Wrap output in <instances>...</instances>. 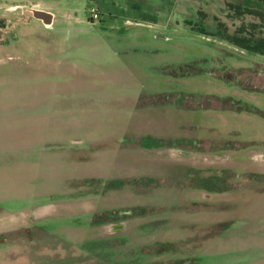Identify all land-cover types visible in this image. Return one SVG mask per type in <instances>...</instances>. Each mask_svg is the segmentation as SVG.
I'll return each instance as SVG.
<instances>
[{
	"label": "rangeland",
	"instance_id": "rangeland-1",
	"mask_svg": "<svg viewBox=\"0 0 264 264\" xmlns=\"http://www.w3.org/2000/svg\"><path fill=\"white\" fill-rule=\"evenodd\" d=\"M230 3L0 0V264H264V57L187 24Z\"/></svg>",
	"mask_w": 264,
	"mask_h": 264
},
{
	"label": "trees",
	"instance_id": "trees-1",
	"mask_svg": "<svg viewBox=\"0 0 264 264\" xmlns=\"http://www.w3.org/2000/svg\"><path fill=\"white\" fill-rule=\"evenodd\" d=\"M253 5L244 3L227 4L233 27L217 17H209L198 11L197 19L187 24L191 31H199L220 42L227 43L248 54L264 57V0H253Z\"/></svg>",
	"mask_w": 264,
	"mask_h": 264
},
{
	"label": "water",
	"instance_id": "water-1",
	"mask_svg": "<svg viewBox=\"0 0 264 264\" xmlns=\"http://www.w3.org/2000/svg\"><path fill=\"white\" fill-rule=\"evenodd\" d=\"M26 10L31 13L33 19L40 21L45 28L50 29L52 27L54 19V15L52 13L34 8Z\"/></svg>",
	"mask_w": 264,
	"mask_h": 264
}]
</instances>
